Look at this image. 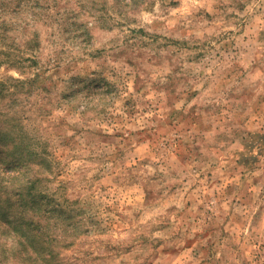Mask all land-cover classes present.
Wrapping results in <instances>:
<instances>
[{"label": "rangeland", "instance_id": "1", "mask_svg": "<svg viewBox=\"0 0 264 264\" xmlns=\"http://www.w3.org/2000/svg\"><path fill=\"white\" fill-rule=\"evenodd\" d=\"M0 264H264V0H0Z\"/></svg>", "mask_w": 264, "mask_h": 264}, {"label": "trees", "instance_id": "2", "mask_svg": "<svg viewBox=\"0 0 264 264\" xmlns=\"http://www.w3.org/2000/svg\"><path fill=\"white\" fill-rule=\"evenodd\" d=\"M29 224L32 226L31 229L35 232H38L43 228V225L41 223L32 219L29 221Z\"/></svg>", "mask_w": 264, "mask_h": 264}]
</instances>
